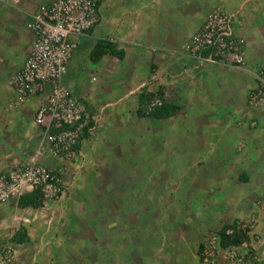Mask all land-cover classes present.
<instances>
[{
  "label": "rangeland",
  "instance_id": "obj_1",
  "mask_svg": "<svg viewBox=\"0 0 264 264\" xmlns=\"http://www.w3.org/2000/svg\"><path fill=\"white\" fill-rule=\"evenodd\" d=\"M17 6L0 0V12ZM210 11L199 15L185 0L103 1L95 33L125 56L92 63L77 48L68 64L64 82L94 125L77 157L40 151L37 99L19 107L17 120L0 117V175L36 163L61 170L65 190L28 211L14 200L0 203V239L12 227L27 239L12 241L16 264H264V126L252 115L264 107L249 101L255 86L245 95L235 85L252 77L183 50ZM234 11L239 30L241 6ZM14 13L8 28L17 43L10 56L0 54V111L13 108L8 80L31 41L26 20ZM249 26L264 46V14L251 15ZM204 70L227 75L216 95L199 78ZM142 91L161 92L178 111L166 119L138 116ZM232 224L246 227L248 239L223 249L217 233Z\"/></svg>",
  "mask_w": 264,
  "mask_h": 264
},
{
  "label": "built area",
  "instance_id": "obj_2",
  "mask_svg": "<svg viewBox=\"0 0 264 264\" xmlns=\"http://www.w3.org/2000/svg\"><path fill=\"white\" fill-rule=\"evenodd\" d=\"M103 0H48L30 12L25 22L31 33L28 52L8 83L13 92V108L37 99L34 123L39 130V149L54 157L73 159L80 152L85 130L91 134L89 114L65 84L68 64L81 39L95 28ZM238 11L222 5L214 7L199 29L184 44L183 50L198 61L230 66L255 81L250 94L252 105L264 107V66H249L242 38L235 31ZM154 97L146 107L160 105ZM60 174L61 170L57 171ZM58 174L47 167L26 163L0 175V203L14 200L34 190L40 205L64 195ZM27 207V206H25ZM31 207V206H29ZM16 229L0 239V264H16L12 237Z\"/></svg>",
  "mask_w": 264,
  "mask_h": 264
},
{
  "label": "crops",
  "instance_id": "obj_3",
  "mask_svg": "<svg viewBox=\"0 0 264 264\" xmlns=\"http://www.w3.org/2000/svg\"><path fill=\"white\" fill-rule=\"evenodd\" d=\"M47 1L48 0H18V6L17 7H13V9L10 11H9V9H5L4 11L2 10L0 12V21L2 24L4 23L5 26L7 27V29H2V31L0 32V54L4 55L5 57L10 56L12 49L15 47V45L17 43L16 36L12 35L11 34L12 32H10L9 28H8L9 23H10L9 21H11L10 17H9L10 12H12V11L15 12L13 15L17 18V21L19 19V21L22 20V23H23V19H25L27 21V16L30 12L35 11L40 5L44 4ZM245 1L246 0H185L187 5H192L195 8L200 7L201 12L199 15H202V16H205L208 13V11H210L214 6H216L218 4L222 5L228 11H231V12L236 10L238 8V6H241V14L240 15L243 17V21H242V25L239 28V30H238V28L236 29V26H235V31L239 32L240 36L246 41V46H247L246 59H247L249 66L257 67L259 65L264 64V46L260 43L261 37H260V31L259 30L256 32V34L252 33V36H250L249 17L251 15H254V14H256V15H259L261 13L264 14V8H263L264 3H262V5H260L262 7L250 8L248 5L244 6ZM258 2H259V0H258ZM263 2H264V0H263ZM91 37L99 38V36H97L95 33V29H92L88 33L87 36H85L81 39L78 50L76 51V55H80L84 50H87L89 53L90 49L92 48V46L94 45V43L96 41V40L91 39ZM91 40H93V41H91ZM252 52L255 54L254 58L251 55ZM74 57L76 58V56H74ZM71 63H72V59H71ZM217 65H220V64H217ZM204 69H206V68H204ZM206 72H207L206 70L200 72L199 78H200L202 83L204 81L208 80L209 83L212 84L211 91L214 92V94L216 95L217 94V85H218L217 83H219L220 79H224V78L226 79L227 75L225 73H220V74L209 73V75H208V73H206ZM245 82H246L245 86H243V85L238 86L237 84H235V85L239 88L241 87L244 91V94L246 95L248 93L249 88H252L255 86V81H254V79H250L248 77V78H246ZM230 84H232V82H230ZM8 86H9V83H8ZM229 87L232 88V85H230ZM9 89L12 92V89L10 86H9ZM200 89H203V88H199V90ZM200 91H202V90H200ZM202 95L203 94H201V96ZM172 104H174V103H172ZM36 105H37V103H36ZM175 105H177V104H175ZM177 106L179 107V105H177ZM35 109H36V107H35ZM1 111H2V113H1ZM1 111H0V117H2V119H5V118L7 119L8 117L9 118L12 117L13 119L17 120V119L21 118V114H22L21 108H19V107L16 109L15 108L14 109L10 108V109H5V110L1 109ZM252 115L257 118L259 125L264 126V108L256 110L255 112L252 113ZM6 119H5V121H7ZM30 209H31V207L27 206L25 210L28 211Z\"/></svg>",
  "mask_w": 264,
  "mask_h": 264
},
{
  "label": "trees",
  "instance_id": "obj_4",
  "mask_svg": "<svg viewBox=\"0 0 264 264\" xmlns=\"http://www.w3.org/2000/svg\"><path fill=\"white\" fill-rule=\"evenodd\" d=\"M110 54L119 59H123L125 56V51L118 48L117 44L105 37H99L96 39L94 45L88 53V58L92 63H97L101 58ZM154 97H158L161 100L160 105H154L150 108L146 107ZM179 107L165 100L163 94L145 92L142 91L138 95V116H149L155 119H166L178 111ZM87 130H85V135H87ZM41 203L39 191L34 190L32 192L22 195L18 201V204L22 207L31 206L37 207ZM248 229L246 227L238 226L237 224L226 225L218 231V244L221 248H231L241 245L244 241L248 239ZM24 233L17 231L12 237V241L16 243H22L26 241Z\"/></svg>",
  "mask_w": 264,
  "mask_h": 264
}]
</instances>
